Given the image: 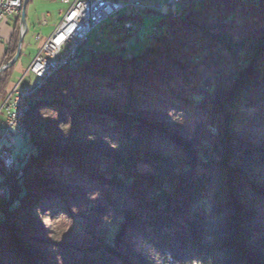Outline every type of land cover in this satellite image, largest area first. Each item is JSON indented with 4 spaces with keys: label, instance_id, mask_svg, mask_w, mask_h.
<instances>
[{
    "label": "trees",
    "instance_id": "obj_1",
    "mask_svg": "<svg viewBox=\"0 0 264 264\" xmlns=\"http://www.w3.org/2000/svg\"><path fill=\"white\" fill-rule=\"evenodd\" d=\"M214 1L36 92L0 199V264H264V0ZM54 209L73 224L51 242L29 218Z\"/></svg>",
    "mask_w": 264,
    "mask_h": 264
},
{
    "label": "built area",
    "instance_id": "obj_2",
    "mask_svg": "<svg viewBox=\"0 0 264 264\" xmlns=\"http://www.w3.org/2000/svg\"><path fill=\"white\" fill-rule=\"evenodd\" d=\"M204 0H61L67 6L65 12H59L60 20L52 34L45 40L40 35L34 39L39 48L29 64L26 74L36 82L22 88H11L0 104V198L8 192L10 176L14 171L12 152L4 147L11 142L13 135L25 131V119L33 109L35 94L45 87L55 74L74 70L80 64L82 55L96 56L101 46L103 29L116 27L124 33L136 30L137 16H127L122 21L120 13L127 9L144 13H163L172 19H180L190 4H199ZM243 1V0H241ZM23 0H0V24L7 18L20 17ZM110 20L109 24H105ZM45 24V23H43ZM164 26H153L144 40L157 36ZM95 31L92 47L88 41ZM127 57H131L127 55Z\"/></svg>",
    "mask_w": 264,
    "mask_h": 264
},
{
    "label": "rangeland",
    "instance_id": "obj_3",
    "mask_svg": "<svg viewBox=\"0 0 264 264\" xmlns=\"http://www.w3.org/2000/svg\"><path fill=\"white\" fill-rule=\"evenodd\" d=\"M154 1H160V0H154ZM208 1L210 0H204L201 3H205ZM220 1L221 0H215L214 2L218 3ZM236 2H237L236 0H224L220 2L221 3L220 5L221 8H227L233 10L237 4ZM228 6L231 8H228ZM66 10H67V6L62 4L60 0H30L25 11V16L27 18L28 32L25 36L23 45L21 47V51L23 50V56L21 57L19 62L22 66V70H25L28 67V64L31 62V60H33L37 52L38 45L40 44L39 42L35 41L33 35L35 36L36 34H40L43 38L48 37L52 33V31H54L55 27L59 23V12L60 11L65 12ZM47 15L48 17L45 18ZM120 15L122 17L127 16L128 19L130 18V16L136 15L138 18L141 19L140 26H141V30L144 31H142L141 33L139 32L136 38L135 36L132 35L131 36L123 35L124 33L118 35V33H116V31H118L116 27H114L113 29L106 27L103 29V37L101 40V46L99 50H104V51L114 50L116 52L123 54V56L125 57H127V55L129 54L136 55L143 51L145 42L147 41L144 40V36L148 34L147 30L152 28L156 23H158L164 17L163 13H159V14L154 12L144 13L138 10H134L133 12H130L127 9L123 10L120 13ZM44 18L48 22L46 27L41 26V22ZM109 23L110 20H107L105 22V24H109ZM19 35H20V26L18 24V30L16 32V37H15L17 42ZM0 38H2L1 35ZM94 39H95V31H93L88 41V46L92 47ZM136 40H138L139 43H136ZM6 45H7L6 41L0 43V57L4 55ZM88 57L89 55L86 54L84 56V59H87ZM6 71L0 74V79L2 78L3 74ZM21 76H22L21 72L18 71L17 69H14V71L10 76V80L11 82H16L18 79L21 78ZM30 82L34 83L36 82V79L30 77L29 75L24 76L22 81L20 82V87H24L27 83ZM8 147L9 150L12 152L16 163L19 162L17 158L19 157L23 158L24 154L27 153L30 149V146L27 143L25 136L22 135H14V137L11 139V142L8 143ZM88 199H90V197ZM1 221H3V218L0 215V222ZM29 223L32 228L43 229L47 231V233L49 234L48 236L49 238L47 237V239L51 242L52 240L59 241L60 239H65V237L68 235L67 233L69 232L73 224L72 220L68 218L66 214L62 213L61 210L59 209L36 213L34 214V216L29 218ZM54 251H57V249H54Z\"/></svg>",
    "mask_w": 264,
    "mask_h": 264
},
{
    "label": "crops",
    "instance_id": "obj_4",
    "mask_svg": "<svg viewBox=\"0 0 264 264\" xmlns=\"http://www.w3.org/2000/svg\"><path fill=\"white\" fill-rule=\"evenodd\" d=\"M60 2H61V0H60ZM60 12H63V11H60ZM48 17V15L45 17V18H47ZM126 17V16H125ZM124 16L122 17L121 16V18H123V19H121L122 21H125V20H127V19H124L125 18ZM43 19L42 20V22H41V26H43V27H46L47 26V24H48V22L46 21V19ZM59 20H60V15H59ZM137 21H138V27L136 28V30H134V31H132L131 33H130V35H128V36H135L136 38H137V35H138V33L140 32H142V31H144V30H141V26H140V21H141V19L140 18H137ZM14 22H15V19L14 18H7V19H5L4 21H2V23L0 24V35L2 36V38H0V43H3L4 41H6L7 43H8V41H9V39H10V36H11V34H12V30H13V26H14ZM43 23H45V24H43ZM26 26H27V28H26V33L28 32V25H27V18H26ZM146 30V29H145ZM147 31H149V30H147ZM53 32V31H52ZM111 32H113V31H111ZM116 33H117V31H116ZM124 32H122V31H120L119 33H118V35L119 34H123ZM52 34V33H51ZM50 34V35H51ZM126 33H124L123 35H125ZM36 35H40V34H36ZM49 35V36H50ZM41 36V35H40ZM48 36V37H49ZM33 37H34V35H33ZM48 37H42L41 36V38H42V40H45V39H47ZM136 43H139V41L138 40H136ZM38 48H39V45H38ZM37 51H38V49H37ZM37 53V52H36ZM23 56V55H22ZM3 58H4V55L2 56V57H0V68H1V65H2V63H3ZM32 61V60H31ZM31 63V62H30ZM29 63V64H30ZM29 64H28V66H29ZM28 68V67H27ZM27 68L25 69V70H22V66H21V64L19 63V67L17 66L15 69H17L18 71H20L21 72V74H22V76H21V78L20 79H18L16 82H13V85L11 86V88H13L14 86H17L18 88H22V87H20V82L22 81V79H23V77L24 76H27V74H26V70H27ZM31 77V76H30ZM27 84H29V83H27ZM26 84V85H27ZM25 85V86H26ZM13 137H14V135H13ZM12 137V138H13ZM4 147H6V148H8L9 149V147H8V143H4Z\"/></svg>",
    "mask_w": 264,
    "mask_h": 264
},
{
    "label": "water",
    "instance_id": "obj_5",
    "mask_svg": "<svg viewBox=\"0 0 264 264\" xmlns=\"http://www.w3.org/2000/svg\"><path fill=\"white\" fill-rule=\"evenodd\" d=\"M29 1L30 0H23V2H22V11H21L20 19H19L20 35H19L18 42H17L16 52L10 61H8L5 65L1 66L0 74L4 71L10 69L11 67H13L20 57L21 47H22L23 39H24V36L26 34V28H27L25 11H26V7H27ZM132 31H134V30H131L130 32L126 33L125 35H127V36L130 35V33ZM19 135L26 136V123H25V131ZM14 162H15V159H14ZM0 181H1V179H0ZM8 189H9V186H8ZM7 193L4 195V197L7 195ZM4 197H2V198H4ZM2 198H0V199H2Z\"/></svg>",
    "mask_w": 264,
    "mask_h": 264
}]
</instances>
